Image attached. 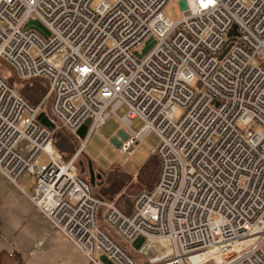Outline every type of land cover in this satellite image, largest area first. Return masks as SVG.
Returning <instances> with one entry per match:
<instances>
[{"label": "built area", "instance_id": "built-area-1", "mask_svg": "<svg viewBox=\"0 0 264 264\" xmlns=\"http://www.w3.org/2000/svg\"><path fill=\"white\" fill-rule=\"evenodd\" d=\"M94 1L0 0V61L22 82L49 85L33 106L0 75V172L15 185L35 179L30 201L91 264H137L101 219L129 248L144 238L142 255L168 240L171 254L150 264H264V0H186L178 20L164 12L169 0ZM32 20L49 35L27 28ZM49 100L47 116L78 139L90 120L69 160L37 119ZM113 117L121 154L152 132L160 142L158 182L128 215L97 197L78 165ZM253 124L260 130L240 127Z\"/></svg>", "mask_w": 264, "mask_h": 264}, {"label": "rangeland", "instance_id": "rangeland-1", "mask_svg": "<svg viewBox=\"0 0 264 264\" xmlns=\"http://www.w3.org/2000/svg\"><path fill=\"white\" fill-rule=\"evenodd\" d=\"M101 1L103 0H95L93 2V7H96ZM109 3H112L113 0H106ZM186 0H169L168 5L166 6L164 12L171 11L172 18L174 20H178L182 13L186 8ZM138 50L142 49L141 47L137 48ZM0 75L7 80L9 83L14 84L16 86V90L19 89V83H23L19 80L16 76L15 71L11 68V66L1 60L0 61ZM194 88L197 87V83L193 85ZM51 100L48 101V104L45 108V112L47 115L52 118L51 112ZM126 113V108H121L119 110L120 116H123ZM182 110H180L176 115L175 119L178 121L182 116ZM54 118V117H53ZM142 123L137 119L133 121V128L135 130H139L141 128ZM240 127L244 131L260 130V127L256 124L251 126ZM57 128V126H56ZM59 128V127H58ZM124 128L120 121L117 120L116 117L110 118L104 126L97 129L91 138L89 139L87 146L85 148V152L81 155L78 165L80 166V162H83V165L86 170L87 175V163L90 160L93 163L94 170L97 174H101L103 176V172L107 175L110 171H121L126 174L136 175V173L140 170V168L146 163L152 156L153 151L157 149L159 146V139L155 133H150L146 139L139 143L136 146V149L132 155H124L121 154L119 151L120 145L119 142L124 140ZM74 138V137H73ZM75 142L77 143L76 147L79 146L82 140L80 138H74ZM74 142V141H73ZM26 142L23 141L21 143V147H24ZM71 156V154L69 155ZM41 162L43 164H49L48 159L45 155L40 157ZM81 167V166H80ZM29 175L25 174L23 179L20 180V183H24L25 180H28L27 177ZM84 176V174H82ZM103 179V178H102ZM132 185L128 187L125 191L122 192L123 195H127L129 198H134L142 192L140 188L137 186L136 183H131ZM99 189L98 187L93 188V192H97ZM156 201L159 200V197L155 198ZM108 200L107 202H110ZM114 203L115 202H110ZM117 206V205H116ZM104 219L99 220V224L102 228L122 247L127 249L130 254L135 258L137 264H150V260L152 261L156 257L164 256L171 254V245L170 242L167 240H154L149 244V249L147 255H142L137 252V250L133 249L132 247L129 248V244H127L118 234L116 233L115 229L103 224ZM205 264H215L212 260L206 262Z\"/></svg>", "mask_w": 264, "mask_h": 264}, {"label": "crops", "instance_id": "crops-1", "mask_svg": "<svg viewBox=\"0 0 264 264\" xmlns=\"http://www.w3.org/2000/svg\"><path fill=\"white\" fill-rule=\"evenodd\" d=\"M27 179L15 185L0 172V255L16 253L22 264H91L33 205L35 179Z\"/></svg>", "mask_w": 264, "mask_h": 264}, {"label": "trees", "instance_id": "trees-1", "mask_svg": "<svg viewBox=\"0 0 264 264\" xmlns=\"http://www.w3.org/2000/svg\"><path fill=\"white\" fill-rule=\"evenodd\" d=\"M8 84L17 89L14 84L9 82ZM48 87L47 80L34 79L19 83L20 90L17 91L29 104L38 106L47 95ZM53 135L55 148L63 154L66 160H69L78 149L74 140L75 136L58 127L54 130ZM70 154L71 156H69ZM160 166V159L153 154L136 175L126 174L121 171H110L105 175V172H103V184L98 187L99 190L97 192L93 193L104 201L111 200L110 202H115L119 210L128 215L132 212L134 201L127 195H123L122 192L130 187L133 182L142 191H152L158 182ZM0 264H22V260L16 253H2L0 255Z\"/></svg>", "mask_w": 264, "mask_h": 264}, {"label": "water", "instance_id": "water-1", "mask_svg": "<svg viewBox=\"0 0 264 264\" xmlns=\"http://www.w3.org/2000/svg\"><path fill=\"white\" fill-rule=\"evenodd\" d=\"M27 28H32V29H34V30L46 35V36L49 35L48 30L37 20L30 21L27 24ZM234 30H236V27H234ZM230 35H231V33H230ZM153 44H154V40L150 39L147 42L146 47L144 48L142 53L139 54L138 56L140 58H142L143 55L145 53H147V51L152 47ZM229 49H230V47H228L226 49V51L222 54L221 57H223L228 52ZM37 119L46 128H48L52 131L56 129V124L50 120V118L47 116V114L45 112H41ZM89 123H90V120H87L86 123L79 129L77 134H78L80 139L85 138ZM79 164L81 166L82 174H85L86 170H85V167L83 165V162H80ZM87 173L89 174V183H90V186L92 188L99 187L103 184V182H102L103 176L101 174H97L95 172L94 167H93V163L90 160H88V163H87ZM144 242H145L144 238H139L138 240H136L134 242V248L136 250H139L142 247V245L144 244ZM101 261L105 264H112L111 262H109L107 260V258L104 255H101Z\"/></svg>", "mask_w": 264, "mask_h": 264}, {"label": "flooded vegetation", "instance_id": "flooded-vegetation-1", "mask_svg": "<svg viewBox=\"0 0 264 264\" xmlns=\"http://www.w3.org/2000/svg\"><path fill=\"white\" fill-rule=\"evenodd\" d=\"M84 177H85V179H87V180H89V174L87 173V175H86V173L84 174Z\"/></svg>", "mask_w": 264, "mask_h": 264}]
</instances>
